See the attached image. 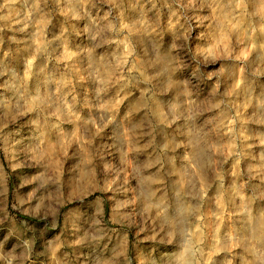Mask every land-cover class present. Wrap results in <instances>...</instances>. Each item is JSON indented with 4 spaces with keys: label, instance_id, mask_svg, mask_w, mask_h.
I'll return each mask as SVG.
<instances>
[{
    "label": "rangeland",
    "instance_id": "374dc122",
    "mask_svg": "<svg viewBox=\"0 0 264 264\" xmlns=\"http://www.w3.org/2000/svg\"><path fill=\"white\" fill-rule=\"evenodd\" d=\"M258 84L264 0L243 7L234 0H0V241L8 236L0 264H15L21 249L32 253L26 264H80L77 237L89 226L109 230L106 257L119 245L132 264H148L161 219L130 213L129 201L137 193L151 200L150 186L157 201L172 206L167 180L159 182L166 169L157 172L174 150L158 132L166 126L158 111L165 92L193 97L210 146L224 152L223 198L206 199L200 220L211 250L216 233L223 237L237 219L236 186L256 175L264 134L242 143L235 164L225 125L239 108L238 131L251 136L264 126V113L244 107ZM217 97L232 105L214 108ZM109 114L113 123H106ZM216 191L210 187L207 196ZM239 251H219L212 264H240L231 259Z\"/></svg>",
    "mask_w": 264,
    "mask_h": 264
},
{
    "label": "clouds",
    "instance_id": "9594fccd",
    "mask_svg": "<svg viewBox=\"0 0 264 264\" xmlns=\"http://www.w3.org/2000/svg\"><path fill=\"white\" fill-rule=\"evenodd\" d=\"M243 6L244 0H234V7ZM257 88L259 93L253 95L252 102L244 104L245 108H253L252 116L256 112L264 113V84H258ZM256 95L259 99H256ZM199 99V96H196V100ZM173 103L179 105L177 111L165 112L164 109L169 108ZM225 103L231 106V98L217 97L212 106L219 109ZM194 105L193 97L184 96L182 93L167 95L165 92L159 98V117L166 125L158 128L161 143L171 140V148L174 150L164 153L158 162L157 172H160L162 168L166 169L160 176L159 182L163 183L165 179L167 180L172 206L169 207L168 204L157 201L150 186L147 190L151 194V200L137 193L136 200L129 201L130 213L144 216L155 212L161 219V226L156 233L159 239L156 245L149 249L144 259L148 264H212L213 256L219 251L231 254L239 249V253L231 259L238 258L240 264H264V174H261L264 173V161L261 160L264 154V142L260 144L259 151L254 154L256 167L253 168V172L256 175H249L248 183L236 186L237 191L233 193L236 196V200L232 201L233 211L237 213L235 223L228 226L223 237L216 233L214 247L208 250L203 232L204 225L200 223V220L206 199L211 203L217 200L218 196L223 198L224 160L222 157L224 152L210 146L206 121L196 118ZM234 112V115L227 118L225 126L228 128L231 140V155L235 158L234 163L238 164L243 154L242 143L251 139L252 136L264 134V126L258 127L251 136H245L235 127L241 121V111L235 108ZM252 116L249 117L250 120ZM113 122L114 117L109 114L106 123ZM252 122L257 123L256 120ZM93 126H95L94 122ZM197 132L200 133L199 137L196 135ZM107 163H104V167H107ZM245 167L247 169L248 165ZM230 173L231 169H229ZM178 176L182 177V183H177ZM212 186H215L217 191L209 197L207 190ZM137 200L140 206L132 208L131 205ZM241 205H243L242 212ZM133 218L129 216V219ZM108 231L97 234L91 226L81 228L77 237L79 244L82 245V251L79 253L82 257L80 264H97L98 259H107L109 264H132L134 258L128 256L126 247L114 246L112 254L105 256L101 246L106 239L111 242ZM11 234L10 232L9 235ZM7 239L8 236H5L4 241H0V260L7 259L4 250V242ZM47 243V240H43L41 248H45ZM32 246L34 249V238ZM12 248L16 249L17 245L14 244ZM31 255V251L21 249L14 257L15 264H26ZM36 255L39 256L41 253L36 252ZM220 264H223V261Z\"/></svg>",
    "mask_w": 264,
    "mask_h": 264
}]
</instances>
